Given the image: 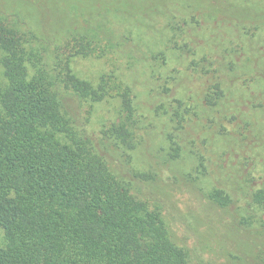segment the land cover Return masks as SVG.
Listing matches in <instances>:
<instances>
[{"label":"trees","instance_id":"1","mask_svg":"<svg viewBox=\"0 0 264 264\" xmlns=\"http://www.w3.org/2000/svg\"><path fill=\"white\" fill-rule=\"evenodd\" d=\"M171 191L264 264V0H0V264H191Z\"/></svg>","mask_w":264,"mask_h":264},{"label":"rangeland","instance_id":"2","mask_svg":"<svg viewBox=\"0 0 264 264\" xmlns=\"http://www.w3.org/2000/svg\"><path fill=\"white\" fill-rule=\"evenodd\" d=\"M75 66L83 77L89 78L96 77L107 67L98 58L78 59ZM208 203L205 198L194 197L187 192L171 191L163 210L173 239L189 250L191 264H225L232 255H243V260L251 262L252 255L245 250L250 240L235 234L226 225V211L216 206L209 209ZM3 235L0 228V241Z\"/></svg>","mask_w":264,"mask_h":264}]
</instances>
